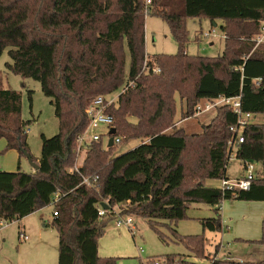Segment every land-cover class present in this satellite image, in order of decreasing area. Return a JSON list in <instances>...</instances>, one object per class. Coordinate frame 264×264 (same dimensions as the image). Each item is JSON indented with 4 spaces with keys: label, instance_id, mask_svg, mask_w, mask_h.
<instances>
[{
    "label": "trees",
    "instance_id": "16d2710c",
    "mask_svg": "<svg viewBox=\"0 0 264 264\" xmlns=\"http://www.w3.org/2000/svg\"><path fill=\"white\" fill-rule=\"evenodd\" d=\"M146 14L169 24L179 47L176 54L147 57ZM190 17L223 22L222 54L206 57L185 51ZM263 22L264 0H152L148 7L146 0H0V57L8 49L12 62L7 68L41 83L59 120L58 134L41 135V157L36 159L27 142L31 121L20 117L21 93L0 88V139L7 140L6 151L17 149L20 156L16 171H0V219L19 220L35 213L52 204L51 197L59 190L64 195L53 204L58 216L52 221L59 236L58 264H117L115 257L99 255L98 240L114 215L100 216L98 204L130 201L123 213L142 216L157 229L187 218L191 204L205 203L215 207L216 215L201 219L203 228L220 231L218 206L223 201H263L264 123L250 124L236 150L242 162L262 164V173L249 190L205 185L209 178L229 179V141L237 123L231 106H219L217 116L200 133L187 134L182 128L165 131L176 117L177 93L186 102L183 118L196 114L200 100L239 96L245 112L264 114V44L253 49L245 41L261 32ZM145 65L159 66L161 71L146 72ZM257 78H263L259 86ZM132 80L135 86L120 94L118 106L111 105L108 112L115 118L121 141L129 137L142 139L141 143L114 156L110 152L117 144L105 148L102 139L93 141L87 145L80 172H72L77 137L89 124V105ZM29 99L32 103V91ZM26 153L38 170H22L20 161ZM187 153L194 157L190 165ZM96 175L98 190L83 183V176ZM171 230L190 253L167 255V263L203 255L204 235L182 237L176 228ZM252 243L264 246V219L262 237ZM210 264H264V260L214 257Z\"/></svg>",
    "mask_w": 264,
    "mask_h": 264
},
{
    "label": "rangeland",
    "instance_id": "374dc122",
    "mask_svg": "<svg viewBox=\"0 0 264 264\" xmlns=\"http://www.w3.org/2000/svg\"><path fill=\"white\" fill-rule=\"evenodd\" d=\"M177 6L181 7L182 2L177 1ZM157 6V5H156ZM188 43L185 51L190 55H201L206 57H216L223 53L225 47V36L222 30L223 22H216L217 36L206 38L204 33L210 31L215 24L207 18H187ZM236 28V25H231ZM146 32V53L148 58H154L153 55L167 54L174 55L178 52V43L175 40L169 24L160 16L146 14L145 19ZM251 39L245 40L253 48ZM9 50L5 49L0 57V88H11L17 90L22 95V112L23 121H31L28 127L30 132L27 135L31 154L41 157L42 138L44 134L47 137L55 136L59 133V120L55 113V107L51 103V98L46 96L41 88V83L32 78H24L15 74L7 68V63L12 62ZM126 68H130V55L126 52ZM192 89V86L190 87ZM33 92L32 103L29 99V92ZM121 92V88L115 92L106 95L109 99H115ZM177 104V113L171 127L166 128L168 133L184 129L187 134L202 132L205 125L212 122L217 116V109L222 104L218 101H208L206 99L197 102L201 106L202 112L194 114L189 118H183L182 109L185 110V100L181 101L178 93L175 95ZM118 101V100H117ZM117 101L115 103L117 105ZM215 103V104H214ZM213 105L211 109L208 106ZM133 122H137L134 117H128ZM254 123H264V114L255 115ZM97 132L103 135V144L108 148L109 136L106 135L105 125H101ZM142 139H132L127 137L110 152L111 155L118 156L141 143ZM77 150V149H76ZM1 151V150H0ZM10 153L2 150L0 160L7 157ZM186 164L193 162V155L186 154ZM36 158V159H39ZM84 154L78 156L74 163H83ZM8 161H6L5 165ZM18 161L14 166V171L18 169ZM23 171L32 172V165L26 156L20 161ZM73 165V166H74ZM243 162L232 155L229 160L227 176L229 179L238 178L242 169ZM262 164L256 162V171L261 173ZM7 171V170H3ZM10 171V172H14ZM191 176L187 173V180ZM205 185L208 187L221 188V179H207ZM235 200V199H231ZM229 202V200H226ZM52 204L44 207L41 211L32 213L22 219L9 221L7 225L0 227V264H58L59 256V236L56 227L52 225L53 209ZM221 214V212H220ZM216 215L215 208L205 203H194L189 206L187 218L178 222L168 223L154 229L148 220L142 216L134 217L135 229L131 230L125 226L117 227L115 221H111L106 227L105 234L99 238V253L103 258L115 257L117 264H169L165 257L167 255H184L189 254V248L181 241L174 238L171 227L176 228L178 234L182 237L201 234L206 239L205 251L203 255L187 257L184 263L175 260L172 264H210L211 259L217 253L216 237L213 231L204 229L201 223L203 218H211ZM114 220V219H113ZM24 235L29 238L24 239ZM164 237V238H163ZM260 239V238H259ZM218 240H221L219 237ZM258 240V239H256ZM223 246L218 251V257L228 260H243L257 262L262 260H248L246 247L242 244L227 241L222 242ZM217 249V250H216ZM227 252H231L229 254ZM240 255L243 258H235ZM182 262V263H181Z\"/></svg>",
    "mask_w": 264,
    "mask_h": 264
},
{
    "label": "built area",
    "instance_id": "2783aa9c",
    "mask_svg": "<svg viewBox=\"0 0 264 264\" xmlns=\"http://www.w3.org/2000/svg\"><path fill=\"white\" fill-rule=\"evenodd\" d=\"M152 0H146V6L148 7L150 5ZM146 12H148V8L146 9ZM217 28L216 26L213 27L210 31L204 33V37L211 38L217 36ZM250 43L253 45V49H256L258 46L264 44V22L262 24L261 32L257 34L254 38L250 40ZM144 70L146 72L152 71L154 73H159L161 71L159 66H155L151 69L148 68L147 65H145ZM256 85H261L263 83V78H257L255 79ZM135 86V81H129L127 82L122 88L120 94L126 92L130 88H133ZM120 94L115 99H109L106 95H100L96 97L91 104L89 105L87 109V116L89 119V124L86 128V130L78 135L77 137V147H76V153L78 156H84L87 153V145L93 141H99L103 140V135L101 132H97V129L101 125H105L107 132L106 135L109 136V139L111 137L110 130L112 127H115V118L112 114L108 112V108L115 104L118 100ZM222 105H228L231 106L233 111L237 115V123L231 127L233 137L229 141V160L232 155H236V150L242 142H244V132L246 128L254 123L253 119L255 117V114L251 112H245L242 108L241 103V97H221L218 100ZM215 104V103H214ZM213 105L208 106L207 109H211ZM202 112L201 106H197L196 109V115ZM30 131V128L27 129V132ZM108 139V141H109ZM121 141L120 137L115 136L114 138V144H119ZM82 163L75 164L71 171L72 172H80V166ZM258 172L256 171V162L253 161H246L243 162V174L234 179H222V186L221 188L223 190H249L252 186V182L257 178ZM99 176H83V183L86 184L88 187L98 190L99 184H98ZM64 194L61 191H56L52 197H51V203L52 205L56 202H58L61 197ZM103 203L108 205V208L103 207ZM101 204L97 205V210L100 216L106 215L108 212L112 213L114 215L115 224L117 226H125L131 230H134V217L129 214L123 213L125 209H128L131 205L130 201H126L117 205L111 206L107 201L103 202ZM58 216L57 212H53V217L55 218ZM9 220L6 219H0V227L7 225ZM29 237L27 235H24V239L27 240ZM240 262H243V260H239Z\"/></svg>",
    "mask_w": 264,
    "mask_h": 264
},
{
    "label": "crops",
    "instance_id": "0c3cea01",
    "mask_svg": "<svg viewBox=\"0 0 264 264\" xmlns=\"http://www.w3.org/2000/svg\"><path fill=\"white\" fill-rule=\"evenodd\" d=\"M6 146H7V140L4 138L0 139V150L6 151L5 150ZM7 152L10 154L7 157H4L3 160H0V171L2 170L14 171L15 170L14 166L17 163V161L19 164L20 156L18 150L9 149L7 150ZM6 161H8L7 164L9 165H5ZM242 169H243V165H242ZM260 169L262 173V167ZM34 171L35 169L32 168V172ZM261 173L258 172V174ZM242 174L243 171L240 173L239 177ZM218 208L220 209L221 212L222 229L220 231H213V235L214 237H216L215 242L221 241V243L217 245L218 250L216 249L217 253H215L213 258L216 257L218 259H221L220 257H218V251L222 248L224 249L226 248L225 246H223L222 242L227 241L229 245L231 244V242L245 245L246 247L245 250H246V254L248 255L247 256L248 260L250 259L264 260V246L260 244L252 243L256 239L259 240V238L261 239L262 237V222L264 219V200L248 201V200L235 199V200H229V202L225 200L218 206ZM42 209L38 211H41ZM117 227L120 228L122 226H117ZM219 237H221V240H218ZM227 253L232 254L231 252H227ZM240 257H241L240 255L236 254L235 258H240Z\"/></svg>",
    "mask_w": 264,
    "mask_h": 264
},
{
    "label": "water",
    "instance_id": "95a60500",
    "mask_svg": "<svg viewBox=\"0 0 264 264\" xmlns=\"http://www.w3.org/2000/svg\"><path fill=\"white\" fill-rule=\"evenodd\" d=\"M215 26H216V24H215ZM116 134H117V128L116 127H112L111 130H110L111 137H110V139L108 141V147H112L114 145V138H115ZM25 156L29 159L30 164L35 169V171L38 170L39 169V165L32 161L31 155L26 153ZM103 207L104 208H108V205L103 203Z\"/></svg>",
    "mask_w": 264,
    "mask_h": 264
}]
</instances>
